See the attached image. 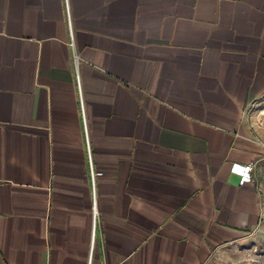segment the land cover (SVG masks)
I'll return each mask as SVG.
<instances>
[{
    "label": "crops",
    "instance_id": "1",
    "mask_svg": "<svg viewBox=\"0 0 264 264\" xmlns=\"http://www.w3.org/2000/svg\"><path fill=\"white\" fill-rule=\"evenodd\" d=\"M260 101L264 0H0V264H232Z\"/></svg>",
    "mask_w": 264,
    "mask_h": 264
},
{
    "label": "rangeland",
    "instance_id": "2",
    "mask_svg": "<svg viewBox=\"0 0 264 264\" xmlns=\"http://www.w3.org/2000/svg\"><path fill=\"white\" fill-rule=\"evenodd\" d=\"M264 101H260L250 106L249 116L253 129L264 136ZM259 235V234H258ZM232 264H264V234L251 238L238 249L230 252Z\"/></svg>",
    "mask_w": 264,
    "mask_h": 264
},
{
    "label": "built area",
    "instance_id": "3",
    "mask_svg": "<svg viewBox=\"0 0 264 264\" xmlns=\"http://www.w3.org/2000/svg\"><path fill=\"white\" fill-rule=\"evenodd\" d=\"M250 169H251V167H247V168H246L247 172H245V173H246L247 175H249V174H248V171H249ZM236 171L239 172V173L244 172V171H242L241 169H236Z\"/></svg>",
    "mask_w": 264,
    "mask_h": 264
},
{
    "label": "bare ground",
    "instance_id": "4",
    "mask_svg": "<svg viewBox=\"0 0 264 264\" xmlns=\"http://www.w3.org/2000/svg\"><path fill=\"white\" fill-rule=\"evenodd\" d=\"M261 116L264 117V111L261 112Z\"/></svg>",
    "mask_w": 264,
    "mask_h": 264
}]
</instances>
